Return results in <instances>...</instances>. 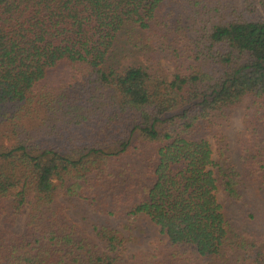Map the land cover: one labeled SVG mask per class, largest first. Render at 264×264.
<instances>
[{"label": "trees", "instance_id": "obj_1", "mask_svg": "<svg viewBox=\"0 0 264 264\" xmlns=\"http://www.w3.org/2000/svg\"><path fill=\"white\" fill-rule=\"evenodd\" d=\"M238 2L0 0V217L27 209L0 264H264L244 228L264 202V21L245 13L264 0ZM76 204L168 240L127 260L109 222L95 241L69 221Z\"/></svg>", "mask_w": 264, "mask_h": 264}, {"label": "rangeland", "instance_id": "obj_2", "mask_svg": "<svg viewBox=\"0 0 264 264\" xmlns=\"http://www.w3.org/2000/svg\"><path fill=\"white\" fill-rule=\"evenodd\" d=\"M238 4L239 6H242V0H239ZM241 9H243V7H241ZM245 15H247L249 19L251 18L253 20L264 21V12L260 8H257V11L254 14L248 15L245 13ZM124 65L129 66L130 62H124ZM165 67L170 68V65L165 62ZM243 120L244 109L240 108L234 115L233 123L229 131V139L231 143H233L234 147H237L236 140L238 137H240L239 134L244 133L246 130ZM206 139L211 142L215 159H217L218 151L216 143L209 136H207ZM218 197L219 201L225 206L228 217H234L238 221H241L247 216L246 210L229 208L225 203L226 198L222 192L219 193ZM9 203L10 200L5 201L4 206L8 207ZM7 213L8 210H5L3 215L0 217V228L3 231L8 230L15 234H21L23 232L27 217V209L21 214V216H19L16 224L13 227H9L5 222ZM66 216L69 221L79 226L88 237L94 239L95 241H97V238L93 230V225L105 224L106 222H109L111 226L116 227L119 232L122 233L126 239H128V252L125 254V258L127 260H129V257L134 255L153 253L160 244L165 243L168 240L167 237L161 232V229L146 216H142L129 222L121 223L119 221L107 219L105 216L97 214L91 207H88L85 204L70 205L69 209L66 211ZM244 228L250 231L264 232V202L259 220L252 223L245 222Z\"/></svg>", "mask_w": 264, "mask_h": 264}]
</instances>
